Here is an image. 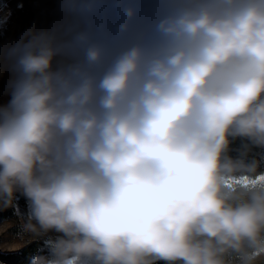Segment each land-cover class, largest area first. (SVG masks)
<instances>
[{
  "label": "clouds",
  "instance_id": "obj_1",
  "mask_svg": "<svg viewBox=\"0 0 264 264\" xmlns=\"http://www.w3.org/2000/svg\"><path fill=\"white\" fill-rule=\"evenodd\" d=\"M51 2L0 31L29 264H264V0Z\"/></svg>",
  "mask_w": 264,
  "mask_h": 264
},
{
  "label": "rangeland",
  "instance_id": "obj_2",
  "mask_svg": "<svg viewBox=\"0 0 264 264\" xmlns=\"http://www.w3.org/2000/svg\"><path fill=\"white\" fill-rule=\"evenodd\" d=\"M55 4L51 0H0V31L4 41L15 39L34 20L52 18ZM7 100V97L4 98ZM26 203L16 201L14 208L0 210V253H21L35 243L30 256L36 253L40 242H33L31 233L25 230ZM0 264H3L0 262ZM20 264H29V261Z\"/></svg>",
  "mask_w": 264,
  "mask_h": 264
},
{
  "label": "trees",
  "instance_id": "obj_3",
  "mask_svg": "<svg viewBox=\"0 0 264 264\" xmlns=\"http://www.w3.org/2000/svg\"><path fill=\"white\" fill-rule=\"evenodd\" d=\"M18 201L20 203H25V200L23 198H19ZM35 243L29 245L27 248H25L21 253H13V254H1L0 253V262L3 264H20L22 262L29 261L31 256L30 253L34 249ZM30 252V253H29Z\"/></svg>",
  "mask_w": 264,
  "mask_h": 264
}]
</instances>
